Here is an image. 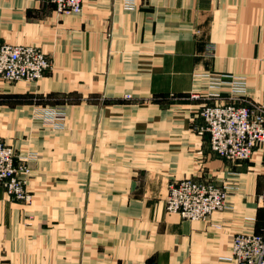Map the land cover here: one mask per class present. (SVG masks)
I'll list each match as a JSON object with an SVG mask.
<instances>
[{
	"label": "crops",
	"instance_id": "0c3cea01",
	"mask_svg": "<svg viewBox=\"0 0 264 264\" xmlns=\"http://www.w3.org/2000/svg\"><path fill=\"white\" fill-rule=\"evenodd\" d=\"M137 2L63 16L0 0V44L53 63L28 86L0 80V141L32 170L29 203L0 189V264H234L235 235L264 234V148L248 162L210 150L201 109L231 94L197 78L241 77L264 106V0ZM188 178L227 186L229 209L168 213L170 183Z\"/></svg>",
	"mask_w": 264,
	"mask_h": 264
},
{
	"label": "built area",
	"instance_id": "2783aa9c",
	"mask_svg": "<svg viewBox=\"0 0 264 264\" xmlns=\"http://www.w3.org/2000/svg\"><path fill=\"white\" fill-rule=\"evenodd\" d=\"M63 16L79 15L83 0H48ZM128 11L138 8L137 0H122ZM211 49V48H210ZM52 59L36 46L0 44V80L4 82H36L52 70ZM215 89L228 88L232 103L206 105L200 117L202 131L209 135L210 150L229 162L251 161L254 153L264 148V106L246 100V81L237 76L200 74ZM200 100V94L190 96ZM52 117V116H51ZM48 122L55 120L46 115ZM14 151L0 141V188L15 200H27L29 170L18 165ZM227 186H218L194 179L172 182L166 199L168 213L179 214L184 220H206L212 214L229 209ZM264 199V193L262 195ZM230 260L234 264H264V234L239 233L232 244Z\"/></svg>",
	"mask_w": 264,
	"mask_h": 264
},
{
	"label": "rangeland",
	"instance_id": "374dc122",
	"mask_svg": "<svg viewBox=\"0 0 264 264\" xmlns=\"http://www.w3.org/2000/svg\"><path fill=\"white\" fill-rule=\"evenodd\" d=\"M42 79V78H41ZM39 81V80H38ZM38 81H36V82H38ZM36 82H27V81H19V82H9L8 84L9 85H16V84H22V85H29V84H33V83H36ZM7 83V82H6ZM50 118H52V117H50ZM1 142H3V141H1ZM3 143H5L6 145H8L13 151H14V154H15V156H16V160H17V164L18 165H20V164H22L23 165V163L26 165V167H27V169L29 170V174H27V176H24V180H26V182H27V185H26V187H27V195H28V198H27V200H15V199H12V198H10L11 200H13V201H15V202H23V203H29L30 202V199H31V196H30V194H29V192H28V182H29V180H30V178H31V176H32V170H31V168L29 167V160H28V158L27 157H23V156H19L18 154H17V152H16V150H15V148L12 146V145H9V144H7L6 142H3ZM1 190H3L4 192H5V194L7 195V196H9L8 195V193L6 192V190L4 189V188H0ZM167 211V210H166ZM176 214V213H175Z\"/></svg>",
	"mask_w": 264,
	"mask_h": 264
}]
</instances>
